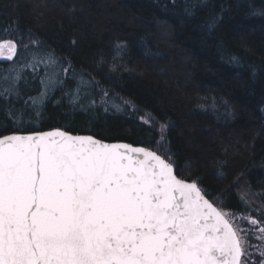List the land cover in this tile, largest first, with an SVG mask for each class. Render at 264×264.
Wrapping results in <instances>:
<instances>
[{"label":"trees","instance_id":"1","mask_svg":"<svg viewBox=\"0 0 264 264\" xmlns=\"http://www.w3.org/2000/svg\"><path fill=\"white\" fill-rule=\"evenodd\" d=\"M0 38L17 43L12 61L0 59V93L20 77L0 95V135L22 112L25 133L158 150L166 124L178 172L216 206L264 221V0H0ZM50 52L55 66H29ZM46 77L56 83L34 108Z\"/></svg>","mask_w":264,"mask_h":264},{"label":"snow or ice","instance_id":"2","mask_svg":"<svg viewBox=\"0 0 264 264\" xmlns=\"http://www.w3.org/2000/svg\"><path fill=\"white\" fill-rule=\"evenodd\" d=\"M16 56V41L0 38V59ZM57 63L50 52L29 66ZM19 78L0 95H11ZM55 83L42 81L44 91L30 98L34 108ZM107 96L104 90L101 103ZM139 119L155 120L151 113ZM13 122L17 131L0 135V264H253L249 230L207 198L199 178L178 172L166 124L157 142L162 155L62 128L25 133L22 112ZM239 219L264 241V221ZM257 250L264 264V249Z\"/></svg>","mask_w":264,"mask_h":264},{"label":"rangeland","instance_id":"3","mask_svg":"<svg viewBox=\"0 0 264 264\" xmlns=\"http://www.w3.org/2000/svg\"><path fill=\"white\" fill-rule=\"evenodd\" d=\"M5 55H6V53H5ZM221 209L223 211H225L226 213L234 214L231 211L224 210L223 208H221ZM234 215L237 217L236 222L239 223L242 228L249 230L248 231V241H249V244L252 246V247H250L249 251L252 253V259H253V256H256V257H257V255L260 256L259 251L257 249H264V241H261L260 239H258L257 236H254L252 234L251 226L249 225L247 220H240L239 219L241 217H247V215H244V214H234Z\"/></svg>","mask_w":264,"mask_h":264},{"label":"water","instance_id":"4","mask_svg":"<svg viewBox=\"0 0 264 264\" xmlns=\"http://www.w3.org/2000/svg\"><path fill=\"white\" fill-rule=\"evenodd\" d=\"M74 134V133H72ZM74 135H77V134H74ZM78 135H90V134H78ZM97 138V137H96ZM97 139H100V138H97ZM102 140V139H101ZM106 142H109V141H106ZM109 143H112V142H109ZM128 143V142H127ZM134 146H139V145H134ZM209 199V197H207ZM210 200V199H209ZM218 207V206H217Z\"/></svg>","mask_w":264,"mask_h":264}]
</instances>
